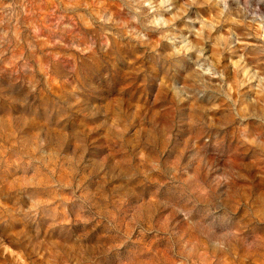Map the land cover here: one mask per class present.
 <instances>
[{
	"label": "rangeland",
	"instance_id": "obj_1",
	"mask_svg": "<svg viewBox=\"0 0 264 264\" xmlns=\"http://www.w3.org/2000/svg\"><path fill=\"white\" fill-rule=\"evenodd\" d=\"M0 264H264V0H0Z\"/></svg>",
	"mask_w": 264,
	"mask_h": 264
}]
</instances>
